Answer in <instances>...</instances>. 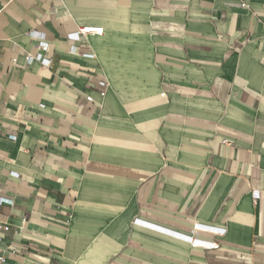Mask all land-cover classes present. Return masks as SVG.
<instances>
[{
    "label": "crops",
    "instance_id": "crops-1",
    "mask_svg": "<svg viewBox=\"0 0 264 264\" xmlns=\"http://www.w3.org/2000/svg\"><path fill=\"white\" fill-rule=\"evenodd\" d=\"M0 197V264H264V0H0Z\"/></svg>",
    "mask_w": 264,
    "mask_h": 264
},
{
    "label": "built area",
    "instance_id": "built-area-1",
    "mask_svg": "<svg viewBox=\"0 0 264 264\" xmlns=\"http://www.w3.org/2000/svg\"><path fill=\"white\" fill-rule=\"evenodd\" d=\"M238 6L244 7V3H237ZM28 36L36 40V43L33 46L31 51H25V59L27 62L30 61H37L42 68H47L51 65V57L49 55L50 51V44L45 37V33L38 31L37 29H32L28 31ZM99 35L105 36L107 34V30L102 26H92V25H82L78 26L75 30L68 32L65 35V40L68 45V50L70 53H80L82 57L92 58L94 55L89 52H81L78 50V43L85 41L86 35ZM106 86L107 82L105 80H98L96 87L97 91L101 96L106 94ZM87 101H91L90 96L85 97ZM10 139H14V135H9ZM223 142H226L223 140ZM252 196L254 200H257L259 197V191L257 189H253ZM4 200V198L0 197V203ZM141 219L135 218L133 223L141 224ZM198 226V224L196 225ZM203 230L211 232L213 236L223 235L225 233V228L220 227H213V226H201ZM4 230H7L9 227L8 225H4ZM214 230V231H213ZM176 236L181 237V235L173 233ZM212 243L210 245H203L206 249H217L219 243L215 240L211 239ZM192 247L200 246L199 243L195 242L190 238L188 241ZM202 247V246H201ZM3 260V259H1Z\"/></svg>",
    "mask_w": 264,
    "mask_h": 264
},
{
    "label": "bare ground",
    "instance_id": "bare-ground-1",
    "mask_svg": "<svg viewBox=\"0 0 264 264\" xmlns=\"http://www.w3.org/2000/svg\"><path fill=\"white\" fill-rule=\"evenodd\" d=\"M197 224H198V226H196ZM201 226H206V225H202V224L196 223L194 225V228L195 229H201L202 228ZM190 238L192 239V241L194 240L195 242L199 243V245L202 246V247H203V245H210L212 243L211 239H201V238L193 237V236L187 237L186 240L189 241Z\"/></svg>",
    "mask_w": 264,
    "mask_h": 264
},
{
    "label": "rangeland",
    "instance_id": "rangeland-1",
    "mask_svg": "<svg viewBox=\"0 0 264 264\" xmlns=\"http://www.w3.org/2000/svg\"><path fill=\"white\" fill-rule=\"evenodd\" d=\"M171 34V33H170ZM169 35V34H168ZM190 244V243H189ZM186 250H188V248L186 247ZM185 260L189 261V260H196V253H193L192 251H187L185 253Z\"/></svg>",
    "mask_w": 264,
    "mask_h": 264
}]
</instances>
